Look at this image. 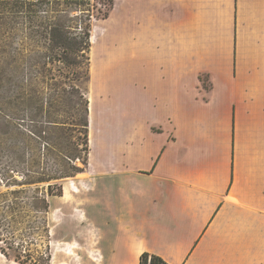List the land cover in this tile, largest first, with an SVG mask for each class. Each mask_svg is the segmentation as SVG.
I'll use <instances>...</instances> for the list:
<instances>
[{"label":"crops","instance_id":"crops-1","mask_svg":"<svg viewBox=\"0 0 264 264\" xmlns=\"http://www.w3.org/2000/svg\"><path fill=\"white\" fill-rule=\"evenodd\" d=\"M133 40L132 116L58 196L63 263L264 264V0H136Z\"/></svg>","mask_w":264,"mask_h":264},{"label":"trees","instance_id":"trees-1","mask_svg":"<svg viewBox=\"0 0 264 264\" xmlns=\"http://www.w3.org/2000/svg\"><path fill=\"white\" fill-rule=\"evenodd\" d=\"M113 7L0 0V242L11 253L0 250L20 264H50L48 242L40 250L16 240L22 230L50 238L51 198L90 164V100L80 83L91 79L93 21ZM139 264L169 263L145 251Z\"/></svg>","mask_w":264,"mask_h":264},{"label":"rangeland","instance_id":"rangeland-1","mask_svg":"<svg viewBox=\"0 0 264 264\" xmlns=\"http://www.w3.org/2000/svg\"><path fill=\"white\" fill-rule=\"evenodd\" d=\"M101 1V0H99ZM108 2L109 0H102ZM114 7L110 10L109 17L105 20L93 21V31H97L99 42L96 49H101L100 55L97 58L96 52V68L95 71L92 68L91 59V79L89 82L80 83L81 88L88 93L95 104V108L98 110V116H94V141L92 138V157L89 159V166L86 173L92 172V175L97 173L96 167L102 165L105 162V150L110 144V137L108 131L111 130L108 126L101 124L102 118L108 122H114L116 127L119 126L120 117L122 119L128 118L131 115L132 108L134 110V102L136 99V64H135V9L136 0H113ZM92 35V34H91ZM107 38V39H106ZM123 41L121 44L127 46V51L123 52L126 55V59L118 60V62L110 56L108 57L107 51L104 46L113 43H119V39ZM132 38V39H131ZM108 40V41H106ZM130 40V41H129ZM129 41V42H127ZM103 46H102V45ZM118 45V44H117ZM124 46H121L124 48ZM120 47V46H119ZM92 53V47H91ZM90 53V56H91ZM121 54V56H123ZM120 55V54H119ZM100 70V71H99ZM100 72L102 73L100 76ZM104 74V75H103ZM103 76V77H102ZM96 77V78H95ZM101 78V79H100ZM96 79V80H95ZM102 81V82H101ZM105 81V82H104ZM101 82V83H100ZM104 83V84H103ZM107 84V85H106ZM101 88H100V87ZM103 86V87H102ZM105 86V87H104ZM104 88V89H102ZM104 107L106 115L101 114V109ZM128 107V108H127ZM105 116V117H104ZM132 116V115H131ZM96 117H98L96 119ZM106 118V119H105ZM91 155V150H90ZM89 177V174L77 175L74 178H68L64 181V186L70 187V183L73 181L74 186L80 184V180H85ZM41 187V185H40ZM65 187V188H66ZM3 190V189H2ZM69 192V188H66V193ZM70 195V192H69ZM67 195V196H69ZM73 202V196L68 198H60L58 196L51 198V214L50 225L51 233L50 238L45 236L44 232L32 237L31 235H25L24 231H20V238L16 242L24 244L25 248H38L46 249L47 242L49 243V252L52 255L50 264H64L63 261L70 259L74 254L68 253L66 259L64 258V251L61 249V241L64 237V233L67 232L62 226H58V222L63 221L61 208L67 203ZM12 232V231H11ZM5 236L7 232L4 231ZM33 241L32 245L29 242ZM8 244L4 241L0 242V247H6ZM11 253V250L8 249ZM0 261L4 264H20L13 258H7L0 250ZM251 259L246 252L241 253L240 264H249ZM2 264V263H0Z\"/></svg>","mask_w":264,"mask_h":264},{"label":"bare ground","instance_id":"bare-ground-1","mask_svg":"<svg viewBox=\"0 0 264 264\" xmlns=\"http://www.w3.org/2000/svg\"><path fill=\"white\" fill-rule=\"evenodd\" d=\"M97 35H98V32L97 31H93V33H92V35H91V43H92V47H93V49H92V53H91V59H92V64H93V66H92V68L94 69V71H95V68H96V48H97V45H98V42H99V38L97 37ZM91 64V65H92ZM100 71V70H99ZM101 72H100V76H101ZM104 75V74H103ZM103 77V76H102ZM96 78V77H95ZM101 79V78H100ZM96 80V79H95ZM102 82V81H101ZM100 82V83H101ZM105 82V81H104ZM104 84V83H103ZM107 85V84H106ZM100 87V86H99ZM103 87V86H102ZM105 87V86H104ZM101 88V87H100ZM102 89H104V88H102ZM89 100H90V110L92 111V114H93V111H94V108H93V106H94V102H93V100L91 99V97H89ZM92 138H93V125H90V147L92 148ZM79 175H82V173H80V174H78V176ZM74 182L72 181L71 183H70V188H72V189H75V186H74V184H73ZM67 195H69V192L67 193ZM66 195V196H67Z\"/></svg>","mask_w":264,"mask_h":264}]
</instances>
